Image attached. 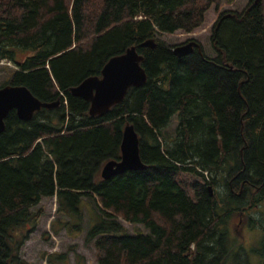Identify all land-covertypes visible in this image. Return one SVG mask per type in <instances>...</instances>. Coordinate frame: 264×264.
<instances>
[{
	"label": "trees",
	"instance_id": "trees-1",
	"mask_svg": "<svg viewBox=\"0 0 264 264\" xmlns=\"http://www.w3.org/2000/svg\"><path fill=\"white\" fill-rule=\"evenodd\" d=\"M222 1L0 0V61L15 66L7 84L59 101L28 121L15 110L4 119L0 264H25L19 248L40 217L32 208L55 194L57 210L63 197L93 200L100 220L85 238L97 264H226L244 253L228 232L235 214L264 201V0L219 12L213 56L177 57L161 38L194 31ZM147 39L156 45L140 46ZM132 46L146 82L89 115L70 88ZM126 123L147 168L102 179V165L120 159ZM120 220L145 231L128 233ZM254 252L264 264V239Z\"/></svg>",
	"mask_w": 264,
	"mask_h": 264
},
{
	"label": "rangeland",
	"instance_id": "rangeland-1",
	"mask_svg": "<svg viewBox=\"0 0 264 264\" xmlns=\"http://www.w3.org/2000/svg\"><path fill=\"white\" fill-rule=\"evenodd\" d=\"M248 2L249 0H232V2L223 0L217 8L212 5L206 11L204 23L194 31L177 30L173 33H165L161 38L172 46L195 40L200 43L207 56H213L214 51L210 46L209 37L211 26L219 12L224 9L241 10ZM14 68L12 63L0 61V87L7 84ZM174 126L175 118L166 128V134L171 135ZM60 205V210H57L58 201L55 194L52 197H43L32 208L33 211H40V217L34 229L27 232L19 248L20 259L25 264H97L94 247L85 238L88 227L100 220V217L96 215L98 211L94 207L93 200L90 197H83L78 203L70 204L69 200L63 197ZM248 216L259 220L260 224H264V201L253 210L233 216L229 225V242L232 247L234 246V249H237L236 247L239 245L243 246L245 254L241 253L238 258L230 255L226 264H260L259 257L254 253V248L260 245L262 229L260 228V230L257 226L246 229L244 222ZM120 221L128 233L145 231L140 224ZM64 222H68V225H65ZM253 224L257 225L253 222L251 226ZM27 227L29 228V226ZM60 254L64 255V261L56 257Z\"/></svg>",
	"mask_w": 264,
	"mask_h": 264
},
{
	"label": "water",
	"instance_id": "water-1",
	"mask_svg": "<svg viewBox=\"0 0 264 264\" xmlns=\"http://www.w3.org/2000/svg\"><path fill=\"white\" fill-rule=\"evenodd\" d=\"M156 42L147 39L140 44L142 47L153 48ZM197 49L200 53V43L189 40L172 47V52L177 57H182ZM143 55L132 46L120 55L111 57L101 69L100 76H89L78 85L70 88L74 96L87 100L90 105L88 113L91 116L102 115L110 107L123 100L128 88L140 86L146 82L147 75L141 65ZM59 101L46 103L35 97L24 85L6 84L0 87V133L4 130V119L10 110H15L19 119L28 121L35 111L42 107L57 106ZM121 156L119 160L106 161L100 170L102 179H109L130 170H144V164L139 155L138 134L130 123H126L122 130L120 143ZM211 191V188H209Z\"/></svg>",
	"mask_w": 264,
	"mask_h": 264
},
{
	"label": "flooded vegetation",
	"instance_id": "flooded-vegetation-1",
	"mask_svg": "<svg viewBox=\"0 0 264 264\" xmlns=\"http://www.w3.org/2000/svg\"><path fill=\"white\" fill-rule=\"evenodd\" d=\"M259 206V204L258 205H256L255 207H253L251 210H253V209H255V208H257ZM248 212V211H247ZM253 222H255L257 225H252L251 226V224L253 223ZM244 225L246 226V229H249V228H251V227H255V226H257L260 230H261V232H262V236H261V241L264 239V224H260V222H259V220H257V219H253V218H251V217H247V220H246V222H244ZM255 253V252H254ZM256 254V253H255ZM257 256H258V254H256ZM259 257V256H258ZM259 260H260V258H259Z\"/></svg>",
	"mask_w": 264,
	"mask_h": 264
}]
</instances>
